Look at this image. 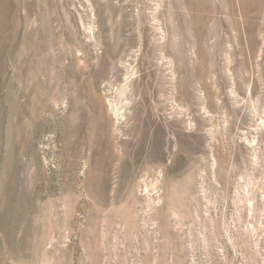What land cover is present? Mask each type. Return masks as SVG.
<instances>
[{"label": "rangeland", "instance_id": "1", "mask_svg": "<svg viewBox=\"0 0 264 264\" xmlns=\"http://www.w3.org/2000/svg\"><path fill=\"white\" fill-rule=\"evenodd\" d=\"M0 264H264V0H0Z\"/></svg>", "mask_w": 264, "mask_h": 264}]
</instances>
